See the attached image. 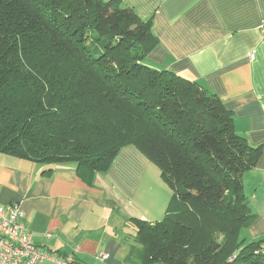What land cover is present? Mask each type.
Returning a JSON list of instances; mask_svg holds the SVG:
<instances>
[{"label":"trees","instance_id":"trees-1","mask_svg":"<svg viewBox=\"0 0 264 264\" xmlns=\"http://www.w3.org/2000/svg\"><path fill=\"white\" fill-rule=\"evenodd\" d=\"M151 30L121 0H0V155L92 184L135 147L173 197L163 220H127L125 264H264V243L241 238L260 148L219 97L148 65Z\"/></svg>","mask_w":264,"mask_h":264},{"label":"crops","instance_id":"crops-1","mask_svg":"<svg viewBox=\"0 0 264 264\" xmlns=\"http://www.w3.org/2000/svg\"><path fill=\"white\" fill-rule=\"evenodd\" d=\"M152 21L157 46L148 65L200 83L233 114L234 130L260 148L243 177L255 218L241 238L264 243V0H121ZM52 169L51 173H45ZM173 192L135 147L88 184L76 165H44L0 155V205L18 203L42 264H125L127 220L164 219ZM100 253L105 260H97Z\"/></svg>","mask_w":264,"mask_h":264},{"label":"built area","instance_id":"built-area-1","mask_svg":"<svg viewBox=\"0 0 264 264\" xmlns=\"http://www.w3.org/2000/svg\"><path fill=\"white\" fill-rule=\"evenodd\" d=\"M25 213L18 203L0 205V264H42L51 260L49 253L43 252L32 241V234L24 223ZM68 257L64 264L73 261ZM100 253L97 260H105Z\"/></svg>","mask_w":264,"mask_h":264}]
</instances>
